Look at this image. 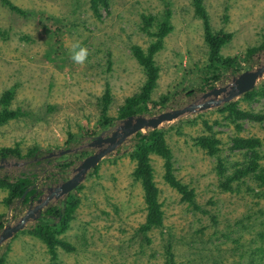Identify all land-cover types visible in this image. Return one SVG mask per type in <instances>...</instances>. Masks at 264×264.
<instances>
[{"label": "rangeland", "instance_id": "374dc122", "mask_svg": "<svg viewBox=\"0 0 264 264\" xmlns=\"http://www.w3.org/2000/svg\"><path fill=\"white\" fill-rule=\"evenodd\" d=\"M10 1L33 13L16 14L0 0V112L21 111L0 125V149H17L20 156L9 154L13 159L25 160L31 151L79 147L82 137L117 124L127 98L139 94L146 79L132 47H147L156 37L166 7L173 29L155 55L159 78L150 111L183 106L192 91L230 80L233 73L264 60V0H203L212 29L232 33L216 71L208 69L204 22L192 0H107L98 13L91 0ZM74 45L86 49L83 63L71 59ZM251 48L257 51L249 56ZM107 89L111 120L104 125L101 105ZM263 89L264 79L254 90ZM7 94L8 105L3 102ZM236 102L241 110L264 115L262 94ZM220 108L160 128L173 151L175 174L193 189L195 204L166 182L164 160L152 153L164 219L151 231L140 230L147 210L131 153L136 139L147 134L143 130L103 158L72 191L79 205L60 236L74 250L58 247L54 257L30 233L34 223H29L0 247L4 264H165L168 250L178 264H264L263 189L247 178L225 190L218 171L220 162L230 172L251 159L247 151L234 148V138L243 136L261 140L256 160L264 168V120L240 119ZM202 134L221 140L217 155L195 144ZM91 153L65 157L75 163ZM0 174L14 176L17 169ZM6 196L0 190V216Z\"/></svg>", "mask_w": 264, "mask_h": 264}, {"label": "trees", "instance_id": "16d2710c", "mask_svg": "<svg viewBox=\"0 0 264 264\" xmlns=\"http://www.w3.org/2000/svg\"><path fill=\"white\" fill-rule=\"evenodd\" d=\"M3 4L12 12L29 16L33 14L30 11H26L17 5H14L10 0H2ZM196 14L203 20L205 27L206 42L209 47V65L208 69L213 71L218 70L222 66V59L220 55L221 48L224 44L232 38V33L225 31H214L210 24L209 14L204 5L203 0H192ZM107 0H91L92 9L98 13L101 5H106ZM163 21L158 26L159 31L153 35L156 37L150 41L147 47L140 45H134L132 47L133 55L142 66L146 79L144 85L141 88L139 94L128 97L124 106L120 110L119 117H127L129 115L140 113L143 111H149L150 98L154 88L157 86V80L159 78V68L155 61V55L163 48L164 38L172 31L173 25L171 23L172 11L169 7L165 8ZM257 51L256 48H251L248 52L249 56H252ZM213 79H217L214 75ZM264 95V89L262 91L252 90L245 94L246 98H253L255 95ZM10 96L7 94L3 102L7 104L10 102ZM111 102V95L109 89L106 90L102 96V117L104 125L108 124L111 117L107 114L109 104ZM166 102V99L162 101V104ZM222 111H228L231 115H235L240 119L250 120H264V115L254 112H248L241 110L238 107V102H231L226 106L220 108ZM20 109L18 110H4L0 112V125L5 122L17 118L20 116ZM141 136V135H140ZM195 144L204 149L209 155H217L220 149L221 140L213 134H202L195 137ZM261 145L259 137H235L234 148L239 150H245L249 153L248 161L244 165L234 168L232 171H227L223 163L218 164V171L223 178L222 187L225 190H233L235 183L240 185L245 183L247 178L256 181L258 186L263 189L264 192V168L260 169L258 163V151L257 149ZM33 151L29 153L32 154ZM154 153L160 156L164 160V178L166 182L180 192L183 199L194 203V191L187 184L182 182L175 174L174 167V155L173 151L167 143L165 132L163 130H154L149 135H144L134 146L131 153V158L136 161L135 170L133 172L135 180L141 183L144 191V199L146 204V220L140 226V230L144 233L151 231L155 227H159L163 224L164 212L162 205L159 202V189L154 179V168L151 162V154ZM0 154L6 157L9 154H16L20 156L17 149L2 148ZM257 158V160H256ZM22 173L18 178L11 181L8 178L0 177V190L7 189L9 194L5 197L4 202L6 204L12 203L15 198H19L24 195L25 191L30 185V181L26 174ZM32 189H29L27 195L30 194ZM264 194V193H263ZM26 195V196H27ZM79 205V200L73 199L70 196L65 207L61 210L55 208L47 209V216L38 220V223L31 227L30 233L39 237L47 246L49 253L54 257L57 255V248L63 247L67 251L75 249L74 245L64 240L60 235L68 228L69 222L74 218V211ZM53 214H55L54 218ZM1 226V223H0ZM4 258H0V264H4ZM165 264H178L173 252H167Z\"/></svg>", "mask_w": 264, "mask_h": 264}, {"label": "water", "instance_id": "95a60500", "mask_svg": "<svg viewBox=\"0 0 264 264\" xmlns=\"http://www.w3.org/2000/svg\"><path fill=\"white\" fill-rule=\"evenodd\" d=\"M264 79V60L242 72L231 75L230 80H224L212 84L203 90H194L189 93L191 101L179 107H173L160 112L143 111L127 117H123L119 122L98 134L82 137L83 144L74 148H60L52 150L41 159L49 162L57 160L63 156H72L83 150H92V153L72 164L69 169V179L57 183L48 189L47 193L40 195L34 205L30 206L14 224H7L0 229V247L13 238L18 232L29 226V223L36 224L41 218L45 209H48L51 202L63 200L67 201L70 193L77 189L80 184L95 170L103 158L114 154L124 143L131 140L138 132L145 130L147 134H142L136 139L135 144L142 136L149 135L154 130H161L162 126L175 122L190 115L198 114L212 108H218L235 102L237 98L244 96L247 92L254 90L259 82ZM134 144V146H135ZM69 160V159H66ZM28 160L13 159L7 155L0 159L1 171L17 169V175L25 172L24 165ZM0 177H3L0 174ZM27 189L22 196L25 198ZM38 192V191H37ZM37 192L32 196L34 197Z\"/></svg>", "mask_w": 264, "mask_h": 264}, {"label": "flooded vegetation", "instance_id": "af4514ba", "mask_svg": "<svg viewBox=\"0 0 264 264\" xmlns=\"http://www.w3.org/2000/svg\"><path fill=\"white\" fill-rule=\"evenodd\" d=\"M49 152L51 151H47L44 153L43 152L42 153L33 152L32 154L27 156L28 163L25 166L24 173L26 174V177H28L30 181V185L28 186V188L32 189L30 191L31 193L28 195L26 194L27 196H25L24 199H22L21 197L15 198L10 204H6L4 202L6 211L3 215L0 216V223H1L0 229H2L8 223L14 224L18 220L19 217H21L24 213H26L27 209L32 204L34 205V203L36 202V199L40 195L48 192L49 188H51L57 183H60V182H63L69 179V176H68L69 169L74 163L75 159L71 157L63 156L57 160H52L51 162H49L47 159L42 160L41 157L46 155ZM2 158L3 156L0 154V159ZM66 159H69V160H66ZM1 169L2 167H0V172H1ZM3 175L4 176L2 178H8L11 181L19 177V175H14V176H8L6 174H3ZM5 190L8 196L9 191L7 189ZM36 192L37 194L34 197H32ZM71 193L68 196L67 201L69 200ZM66 203L64 200L62 202L54 201L50 203L51 206L49 208H52V209L55 208L57 210L62 211ZM47 214H48L47 209H45L40 219L44 218V216H47ZM53 216L54 218H51V219L56 220L55 214H53ZM36 224H32L31 227H33Z\"/></svg>", "mask_w": 264, "mask_h": 264}, {"label": "clouds", "instance_id": "9594fccd", "mask_svg": "<svg viewBox=\"0 0 264 264\" xmlns=\"http://www.w3.org/2000/svg\"><path fill=\"white\" fill-rule=\"evenodd\" d=\"M72 55L71 59L75 63H83L86 56H87V51L84 47L79 46V45H74L72 48Z\"/></svg>", "mask_w": 264, "mask_h": 264}]
</instances>
